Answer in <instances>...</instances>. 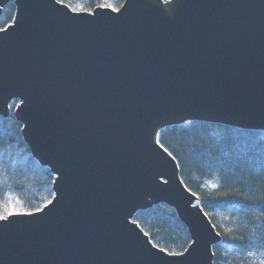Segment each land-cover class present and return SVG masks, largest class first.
Instances as JSON below:
<instances>
[{
  "label": "water",
  "instance_id": "obj_1",
  "mask_svg": "<svg viewBox=\"0 0 264 264\" xmlns=\"http://www.w3.org/2000/svg\"><path fill=\"white\" fill-rule=\"evenodd\" d=\"M163 2L76 12L14 0L0 117L20 100L24 138L56 179L42 210L0 221V264L214 263L222 238L158 133L193 120L264 130V0ZM154 204L187 226L182 256L133 221Z\"/></svg>",
  "mask_w": 264,
  "mask_h": 264
},
{
  "label": "trees",
  "instance_id": "obj_2",
  "mask_svg": "<svg viewBox=\"0 0 264 264\" xmlns=\"http://www.w3.org/2000/svg\"><path fill=\"white\" fill-rule=\"evenodd\" d=\"M58 1L92 12L101 3L118 10L126 0ZM15 14L12 0L0 15V30ZM20 103L14 100L10 115L0 117V212L8 204L22 214L53 200L56 176L35 159L24 138L15 116ZM158 142L175 158L184 185L222 238L213 247V264H264V130L193 120L161 129ZM133 221L168 254L185 253L192 242L176 210L165 204L138 211Z\"/></svg>",
  "mask_w": 264,
  "mask_h": 264
},
{
  "label": "snow or ice",
  "instance_id": "obj_3",
  "mask_svg": "<svg viewBox=\"0 0 264 264\" xmlns=\"http://www.w3.org/2000/svg\"><path fill=\"white\" fill-rule=\"evenodd\" d=\"M99 8H112L113 6L109 3H101L98 5ZM83 11V9H76L73 8V11ZM37 211H40V209H37ZM21 214L16 208L15 206H9L8 204H5L3 206L2 212H0V221H8L9 217H13L14 215H19ZM27 215H31L32 213H25ZM195 250L193 249V252ZM172 255H183V253H173ZM191 255V253L189 254Z\"/></svg>",
  "mask_w": 264,
  "mask_h": 264
},
{
  "label": "bare ground",
  "instance_id": "obj_4",
  "mask_svg": "<svg viewBox=\"0 0 264 264\" xmlns=\"http://www.w3.org/2000/svg\"><path fill=\"white\" fill-rule=\"evenodd\" d=\"M162 5L167 11H171L173 3L171 0L170 2H163Z\"/></svg>",
  "mask_w": 264,
  "mask_h": 264
},
{
  "label": "rangeland",
  "instance_id": "obj_5",
  "mask_svg": "<svg viewBox=\"0 0 264 264\" xmlns=\"http://www.w3.org/2000/svg\"><path fill=\"white\" fill-rule=\"evenodd\" d=\"M3 12V11H2Z\"/></svg>",
  "mask_w": 264,
  "mask_h": 264
}]
</instances>
